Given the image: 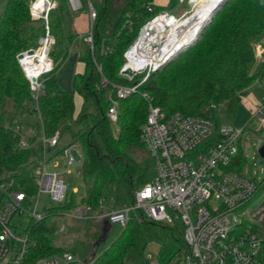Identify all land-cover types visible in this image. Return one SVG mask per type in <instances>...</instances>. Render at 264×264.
I'll use <instances>...</instances> for the list:
<instances>
[{
    "label": "trees",
    "instance_id": "obj_1",
    "mask_svg": "<svg viewBox=\"0 0 264 264\" xmlns=\"http://www.w3.org/2000/svg\"><path fill=\"white\" fill-rule=\"evenodd\" d=\"M29 2L7 0L0 20V181H13L15 188L26 192V204L30 206L38 190L36 169L42 147L35 143L27 149L19 148L14 126L33 125L47 135L59 130L82 146V203L91 207L94 217L79 226L65 227L60 233L84 231L86 236L60 245L56 228L46 222V216L36 219L28 212L17 213L12 226L16 232L28 231L31 240L22 264H34L65 251L76 258L70 264H146V249L151 242L161 247L159 262L171 264L188 252L180 219L173 223L154 221L134 209L128 223L118 225L111 235L113 225L106 219L96 220L95 216L134 204L136 191L155 175L154 161L141 137L149 112V103L142 93H147L167 115L181 111L204 117L213 121L216 128L235 120L251 86L264 82V60L257 61L255 53L257 43L264 48V0H228L193 45L152 72L139 92L117 98L118 118L114 122L107 116L112 99L116 98L112 84L131 85L143 77L130 80L120 74L124 53L154 14L163 10L174 13L183 2L168 0L161 5L156 0H126L116 16L114 0H103L100 6H94L97 16L93 43L87 42L79 54L84 69L75 74L72 89L66 90L58 78L80 33L74 27L77 16L70 4L57 0L48 14V25L55 37L49 54L54 65L42 76L43 88L37 99L17 58L19 53L37 48L39 38L46 32V21L32 17ZM38 3L46 8L40 0ZM148 3L153 6L151 11ZM33 12L39 17L34 9ZM103 77L108 80L106 85L102 84ZM76 91L83 98L78 114ZM250 117L249 111L243 114L245 122ZM134 148L145 151L144 155L136 159L131 154ZM244 159L241 148L229 169L244 173ZM4 196L0 191V199ZM75 205L71 192L69 201L60 209H50L49 216H55L52 211L56 209L63 212ZM106 239L110 241L103 245Z\"/></svg>",
    "mask_w": 264,
    "mask_h": 264
},
{
    "label": "built area",
    "instance_id": "obj_2",
    "mask_svg": "<svg viewBox=\"0 0 264 264\" xmlns=\"http://www.w3.org/2000/svg\"><path fill=\"white\" fill-rule=\"evenodd\" d=\"M68 1L73 11L81 9L80 0ZM88 1L90 24L85 40L92 44L93 22L97 13L94 5ZM55 6L56 3L53 2L48 7V14ZM147 8L151 11L152 4L148 3ZM32 13L33 18L38 17L33 9ZM48 14L42 17L46 21V32L39 38L38 47L32 48L34 54L29 55L26 50L21 52L23 58L19 59L36 99L43 88L42 76L53 68L49 54L55 37L48 25ZM186 14L177 16L164 10L154 14L141 27L137 38L124 53L125 63L120 74L130 61L128 54L149 25L159 21L162 26L160 37H154L148 43L154 48L156 57L166 44L167 35L174 24ZM37 53L45 54L46 62L43 68L33 71L41 62ZM27 57H32V61L27 60ZM168 60L137 65L133 76L122 74L130 80L138 75L143 77L131 85L113 84L116 98L112 100L107 111L111 121L118 118L117 98H126L139 92V87L149 75ZM107 83L103 77L102 84ZM142 95L149 103V112L141 137L154 161L155 175L136 191L134 204L102 213L98 217L111 224L125 226L132 210L138 209L154 221L173 223L180 219L185 227L184 238L188 252L172 264H264V202L254 210L247 211L249 218L243 216L245 205L258 192L263 180L259 182L258 178L249 176L246 172L229 169L234 165L242 148L241 136L248 121L243 126L224 123L216 128L213 121L204 117L181 111L167 115L159 106L153 104L147 93ZM263 107L264 86L261 101L256 104L251 114V119H258L260 128L264 127ZM40 123L42 124V120ZM14 131L19 135V148L27 149L35 143L42 147L40 164L36 169L37 195L45 192L52 201L60 205L67 203L70 192L63 173L48 170V165L58 156L65 157L67 168L75 164L82 165L83 150L79 149L77 143L59 148L63 138L59 130L53 135H47L43 129L38 132L33 125L16 124ZM74 150L76 154L73 153ZM0 191L5 194L0 199V264H22L31 240L29 235L24 238L18 235L12 226L13 218L17 213L24 212L30 213L36 219L45 215L37 211V201L33 204L32 200L31 207L27 206L26 192L15 188L13 181H0ZM91 212V207L82 203L63 211V214L66 217L87 220L94 217ZM64 228L62 226L56 233ZM75 261L74 255L65 251L59 255L41 258L34 264H70ZM153 264L162 263L156 261Z\"/></svg>",
    "mask_w": 264,
    "mask_h": 264
},
{
    "label": "rangeland",
    "instance_id": "obj_3",
    "mask_svg": "<svg viewBox=\"0 0 264 264\" xmlns=\"http://www.w3.org/2000/svg\"><path fill=\"white\" fill-rule=\"evenodd\" d=\"M36 1L37 0H30V2H29L32 17H33L32 5H33V9H34ZM52 1L56 2L57 0H52ZM80 1L82 3L81 9L79 11L71 10L72 13L78 17L76 19V22H77L76 26H79V30L81 28L85 29L86 26L88 27V25H87L88 21H86V20H87V16H89V5H88L89 1L88 0H80ZM90 1L95 7H98L102 4L103 0H90ZM180 1L183 2V4H181L178 8H176L174 10V14H176L177 16H182L185 13L190 14L194 9L193 0H180ZM6 2H7V0H0V20H1L2 12L5 9ZM65 2L69 3L68 0H65ZM125 2H126V0H114L115 16L120 14L121 9H122L123 5L125 4ZM162 4H163V2H162ZM187 14H186V16H187ZM35 18L36 19L37 18L43 19L42 17H35ZM182 18H185V17H182ZM74 27H75V25H74ZM87 31H89V29ZM74 41L76 43H75V45L72 44V49H71L72 53H70L68 63L65 65V67L63 68V70L60 73V76L58 78L59 84L66 90L72 89L73 79H74L75 74L84 69V64L79 60V54L81 53V51L83 49H85L87 43L85 46H83L82 42L79 39V36ZM255 53H256L257 61L260 62V61L264 60V56H263L264 48H263L261 43H257L255 45ZM39 56H42V55H38V57ZM52 65H54V63H52ZM99 70L101 71L100 67H99ZM262 84L264 86V82H256L251 86V90H250V92L253 91L252 93H253L254 97L259 102L261 101L262 94H263L262 93ZM112 89L114 90L113 84H112ZM113 95H111V96H113ZM74 101H75V114H78L81 112L82 107H83V98H82V95L78 91H76L74 93ZM255 107L252 106V108L251 107L247 108V106L242 101V104L238 109V113H237L235 120L230 122V124L235 125V126H243L248 121V126H246V129L241 136L242 150H243L244 158H245L244 162H243V166H244L243 170H244V172L247 173V175L258 178L259 182H261L263 180L261 182V186H260L258 192L245 205V207L243 209V211H245L243 216L246 219L249 218L247 211L254 210L255 208H257L260 204H262L264 202V158L261 157V155L259 154V147L264 143V127L260 128L259 121L256 117L254 119H251V117H250L246 122L243 120V114L247 111V109L251 114H253ZM263 113H264V107H263ZM73 143H77L79 149L82 150L81 144L79 142L73 141V139L68 135L63 136L58 147L64 148L65 146H68V145L73 144ZM73 153L76 154L75 150L73 151ZM144 153H145V151H143V150L141 151L139 148H134L131 151L132 156L136 157V159H139L142 155H144ZM48 170L56 171V172H62L63 176H64V181L67 184L68 191L70 193L71 192L74 193L75 204L76 205L82 204V199L85 196V186H84L82 165H76L75 164V165H72V166L67 168V166L65 165V157L64 156H58L57 158H55V160H52L49 163ZM74 190H75V192H74ZM36 201H37V211L46 216V222H48L49 224H52L56 228V231L59 230L62 226H64V227H70L73 225L79 226L81 223L82 224L84 223V222H82L84 220H79V219L71 218L68 216L66 217L62 211H60V210L58 211L57 209H60L59 208L60 204L52 201L51 197L48 193L42 192L39 195H37V193H36V195L33 198V204ZM29 207H31V206H29ZM54 207L57 209L52 211V213H54L56 215L55 216L54 215L49 216V214H51L50 209H52ZM60 212H61V214H60ZM95 219L101 220V221L103 220V218H99L98 215L95 216ZM20 221H21V219L16 220V224H19ZM112 225H113V228H112L113 230L111 232V235L115 233V228L118 226V224H112ZM56 231H55V234L57 235L56 241L60 245H66L67 243L74 242L75 240H77V238H85V236H86V235L84 236V231H81V232L79 231V233L77 231H76V233L75 232H71V233L67 232L65 234L60 233L62 231L58 232L59 233L58 234V233H56ZM89 233L90 232L88 231V234ZM18 235L20 237L24 238L27 235H29V232L26 230H21L20 232H18ZM109 241H110V239H106L104 241L103 245H105ZM160 251H161L160 245L157 242H151L147 246V249H146V264H153V262L159 261Z\"/></svg>",
    "mask_w": 264,
    "mask_h": 264
},
{
    "label": "bare ground",
    "instance_id": "obj_4",
    "mask_svg": "<svg viewBox=\"0 0 264 264\" xmlns=\"http://www.w3.org/2000/svg\"><path fill=\"white\" fill-rule=\"evenodd\" d=\"M221 0H193L194 9L190 14L185 15V18L178 20L170 33L167 35L166 44L162 48V53L155 57L154 48L148 43L154 37H160L162 26L159 21H155L148 26L147 30L141 36L135 47H133L128 54L130 59L128 66L136 69L137 65H146L149 63L156 64L160 61L170 59L174 54L183 50L187 46L193 44L200 36L204 26L212 17L215 7ZM46 8H40L38 0L35 2L36 14L40 15L43 11L48 10L51 6L52 0H40ZM38 55H42L39 56ZM37 55L41 61L33 71H38L44 67L46 62V55L40 53ZM27 60L32 61V57H27Z\"/></svg>",
    "mask_w": 264,
    "mask_h": 264
},
{
    "label": "water",
    "instance_id": "obj_5",
    "mask_svg": "<svg viewBox=\"0 0 264 264\" xmlns=\"http://www.w3.org/2000/svg\"><path fill=\"white\" fill-rule=\"evenodd\" d=\"M227 1H228V0H221V1L217 4V6L215 7V11H214L212 17H211L210 20L207 22V24L204 26L202 32H203L204 29L209 25V23L212 21L213 17L215 16V14H216L217 11L219 10V8L222 7ZM47 14H48V11L45 10V11H43V13L41 14V16H39V17H45ZM202 32H201V34H202ZM191 45H192V44H191ZM189 46H190V45H189ZM189 46H187V47H189ZM27 53H28L29 55L34 54V49H32V48H31V49H28V50H27ZM178 53H179V52H178ZM177 55H178V54H175L174 57H176ZM174 57H173V58H174ZM17 58H18V60H19V59H22V58H23V53H19V54L17 55ZM173 58H171L170 60L166 61L162 66L166 65V64H167L168 62H170ZM162 66H161V67H162ZM121 74H124V75H127V76H133V75L135 74V69H133V68H131L130 66L127 65V66H125V68L121 71ZM33 80H35V78H33ZM259 154L261 155V157L264 158V143L259 147Z\"/></svg>",
    "mask_w": 264,
    "mask_h": 264
},
{
    "label": "crops",
    "instance_id": "obj_6",
    "mask_svg": "<svg viewBox=\"0 0 264 264\" xmlns=\"http://www.w3.org/2000/svg\"><path fill=\"white\" fill-rule=\"evenodd\" d=\"M163 2V4H162V2ZM156 2L158 3V4H161V5H164V4H167V2H168V0H156ZM78 17H76L75 18V29L77 30V32L78 33H80V35H79V39H80V41L82 42V44H83V46H85L86 45V43H87V41L85 40V36H86V34L88 33V29H89V23H90V19H89V16H87V20L86 21H88V27L86 26L85 27V29L84 28H81L80 30H79V26H76L77 25V22H76V19H77ZM78 27V28H77ZM88 28V29H87ZM253 92V91H252ZM252 92H250L246 97H244L243 98V103L247 106V108L249 107H251L252 108V106H256V104H258L259 103V101L254 97V95H253V93ZM262 93H263V84H262ZM263 95V94H262ZM247 111H248V109H247Z\"/></svg>",
    "mask_w": 264,
    "mask_h": 264
}]
</instances>
